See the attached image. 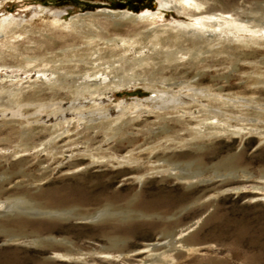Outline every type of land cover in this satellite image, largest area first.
<instances>
[{"label": "rangeland", "instance_id": "obj_1", "mask_svg": "<svg viewBox=\"0 0 264 264\" xmlns=\"http://www.w3.org/2000/svg\"><path fill=\"white\" fill-rule=\"evenodd\" d=\"M141 1L0 0L20 23L0 33V264H264V41L201 42L171 28L191 21L176 9L105 15L162 0ZM198 1L241 18L264 6ZM197 78L249 120L241 103L232 127H198Z\"/></svg>", "mask_w": 264, "mask_h": 264}, {"label": "bare ground", "instance_id": "obj_2", "mask_svg": "<svg viewBox=\"0 0 264 264\" xmlns=\"http://www.w3.org/2000/svg\"><path fill=\"white\" fill-rule=\"evenodd\" d=\"M203 3H205V2H199L198 0H162L159 4L160 7L158 8V11H145V12L140 13V14L128 13L129 11L128 12H109V13H105V15H106V17L111 18L115 22V24H119L120 22H123V21H125V22H142L145 20L154 19L156 16H161V14H162L161 10H163V9H176V10L182 11L184 14L188 15L191 18V21L190 22H185V21L179 22L178 21L177 24H175L171 28H180V29H184L185 31L188 30V32L193 34L194 37L195 36L199 37L201 42H207L209 44L210 43L212 44L213 42L220 40V39H223L225 41H231V42L233 40H235L237 42H243V41L245 42L246 38H249V40H251L255 44H259L262 41H264V6H263V13H261L260 18H251V17L241 18V17H235V15L228 13V12L216 13L211 9L204 8ZM19 24H20L19 21L17 19H15L13 16L4 17V18L0 19V33H2L4 31V29H6V28L15 29V28L19 27ZM244 31H248L247 35H244L245 34ZM154 32H156L155 34L157 35L158 31H154ZM201 75L202 74H200L198 76H201ZM199 79L200 78L195 79L189 85L190 97L193 98V100H195V102H199L201 104L200 112L202 113V116H201V118H199L196 121V125L198 127H201L204 130H211V131L212 130L213 131L214 130H224L227 127H232L231 123H232V120L234 118L232 116L224 115V113L226 111H229L228 107H230V108L232 106L236 107V105H238V104L241 105V103H242L241 107L238 108L239 117L237 116V120L239 122H245V121L249 120V119H247V113L245 112L246 110L241 109L244 106H246V108H247L248 104H246V102L244 100H242L241 97L239 99L237 97V101H233L232 98H229L226 95L222 94L226 89L224 86H221L220 88H218L216 90L210 89V87H208L207 90L204 91V89L200 88V86L198 85ZM111 83H112V81H111ZM97 91H98L97 88L93 89L92 91L88 90L89 94H93ZM83 92H84V90H83ZM162 92L167 94L169 92V90H168V92H166V90H163ZM204 92H206V93H204ZM97 94H98V92H97ZM203 99L206 100V102H207L206 104H204L203 101H201ZM235 99H236V97H235ZM180 100H181V98H180ZM170 103H173V102H170ZM178 103H179V101H178ZM164 105H166V104L165 103L162 104L159 108L161 109ZM173 107H174V105H173ZM254 109L256 111L257 117L261 118L262 116H264V106L263 105H261V107L257 106ZM206 120H215L216 124L222 123L223 125H226L227 127L224 126V128H220L219 126L214 125L212 122L204 123ZM229 120H231V122H229ZM168 127H170V126H168ZM254 127L257 130L256 125H254ZM245 128H247V127L244 125H240L241 130L245 129ZM165 130H167V129L163 128L164 132H165ZM200 133H201V131H200ZM259 134L264 135V128L259 131ZM160 160H162V163H165V164L170 163L168 158L160 159ZM195 161H197V160H195ZM187 163L191 164L194 162H191V160H190ZM178 170H179V173H176L174 171V173L172 174L176 178L182 179V180L186 179V178H191L189 176L184 177L185 173L183 174L181 172L184 169H178ZM64 213H66V212L38 211V214L49 215V216H51V215H63ZM105 214H107V211H104V210L101 211L100 210L93 217L99 218ZM192 226L193 225L188 226L187 228L181 230L177 234V236H175L173 242L175 244L180 243L181 238L183 236V233L186 232L187 230H189ZM157 246H159V244H149V248L151 250L155 249ZM181 248H185V247L181 244H177L174 246V250H181Z\"/></svg>", "mask_w": 264, "mask_h": 264}, {"label": "trees", "instance_id": "obj_3", "mask_svg": "<svg viewBox=\"0 0 264 264\" xmlns=\"http://www.w3.org/2000/svg\"><path fill=\"white\" fill-rule=\"evenodd\" d=\"M131 2V5L134 6V5H137L141 0H128ZM142 4L145 3V1H141Z\"/></svg>", "mask_w": 264, "mask_h": 264}, {"label": "water", "instance_id": "obj_4", "mask_svg": "<svg viewBox=\"0 0 264 264\" xmlns=\"http://www.w3.org/2000/svg\"><path fill=\"white\" fill-rule=\"evenodd\" d=\"M153 7H155V4H153Z\"/></svg>", "mask_w": 264, "mask_h": 264}]
</instances>
